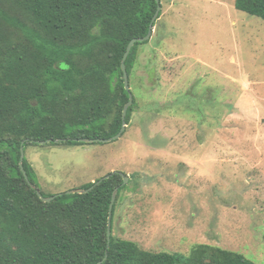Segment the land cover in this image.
Here are the masks:
<instances>
[{
    "label": "rangeland",
    "instance_id": "rangeland-1",
    "mask_svg": "<svg viewBox=\"0 0 264 264\" xmlns=\"http://www.w3.org/2000/svg\"><path fill=\"white\" fill-rule=\"evenodd\" d=\"M236 0H161L130 80L136 106L103 145L30 146L46 196L129 178L114 235L150 252L198 244L264 264V20Z\"/></svg>",
    "mask_w": 264,
    "mask_h": 264
},
{
    "label": "trees",
    "instance_id": "trees-1",
    "mask_svg": "<svg viewBox=\"0 0 264 264\" xmlns=\"http://www.w3.org/2000/svg\"><path fill=\"white\" fill-rule=\"evenodd\" d=\"M235 7L264 20V0H236ZM156 11V0H0V264H258L206 244L184 256L116 237L117 203L127 188L119 174L84 186L94 187L86 194L45 203L26 158L28 180L22 173V148L49 140L85 146L78 140L120 132L129 101L121 63L130 41L147 36ZM149 41L136 43L126 60L129 84L138 48Z\"/></svg>",
    "mask_w": 264,
    "mask_h": 264
},
{
    "label": "water",
    "instance_id": "water-1",
    "mask_svg": "<svg viewBox=\"0 0 264 264\" xmlns=\"http://www.w3.org/2000/svg\"><path fill=\"white\" fill-rule=\"evenodd\" d=\"M156 2H157V11H156V13H155V15H154V17L152 19V22H151V25H150V29H149V32H148L147 36L144 37V38H139V39L135 38V39L130 41V43H129L127 49H126L125 55L123 57L122 63H121L125 89L129 93V101L125 105V107L123 109L122 127H121L120 132L116 136H114V137H112L110 139H100V140L84 139V140H78V141H82L83 143H88V144L94 143V142H98V143H103L104 144V143H110V142L117 141L123 136V134H124V132L126 130V127H127V122H126L127 112L129 110V108L133 105V102H134V97H133V94L131 93L130 84H129V75H128V72H127V69H126V60L128 59V57L130 55V52H131L132 48L135 46L136 43H144L146 41H149L152 38L154 24L157 22V20L159 18V14L161 12V0H156ZM51 142L58 143L59 140H56V141L49 140V141H46V142H41L40 145H45V144L51 143ZM24 159H25V151H24V148H22L21 149V158H20V167H21V170H22V173H23L24 177L26 178V180H28V175H27V172L25 171V168H24V165H23ZM113 174L121 175L123 177V179H124V184H126L128 182V180H129V178L126 177L124 174L119 173V172H114V173H111V174L105 176L104 178H102L98 182H95V185H99L103 180L109 179ZM32 187L34 189L36 188L34 185H32ZM93 188L94 187H91V188H89L87 190H73V191H69V192L64 193V194H67V195H71V194H86V193L90 192L91 190H93ZM118 191H119V188H116L114 190L113 195H112L110 208H109V218H108V238H109V241H110V238H111V223H112L113 207H114V204L116 202ZM37 193H38V196L45 203H50V202L54 201L57 197L63 195V194H58V195H55V196H51V197L45 198L41 194V191L37 190ZM102 263L103 262H99L98 264H102Z\"/></svg>",
    "mask_w": 264,
    "mask_h": 264
}]
</instances>
